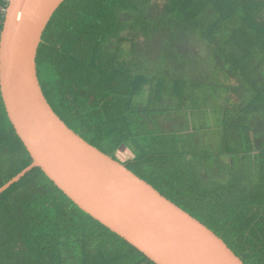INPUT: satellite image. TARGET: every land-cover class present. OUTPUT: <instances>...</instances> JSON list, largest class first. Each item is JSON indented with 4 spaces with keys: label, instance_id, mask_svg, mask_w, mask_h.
<instances>
[{
    "label": "trees",
    "instance_id": "trees-1",
    "mask_svg": "<svg viewBox=\"0 0 264 264\" xmlns=\"http://www.w3.org/2000/svg\"><path fill=\"white\" fill-rule=\"evenodd\" d=\"M8 0H0V31ZM53 112L264 264V0H64L37 48ZM0 96V187L32 162ZM0 264H154L39 168L0 194Z\"/></svg>",
    "mask_w": 264,
    "mask_h": 264
},
{
    "label": "water",
    "instance_id": "water-1",
    "mask_svg": "<svg viewBox=\"0 0 264 264\" xmlns=\"http://www.w3.org/2000/svg\"><path fill=\"white\" fill-rule=\"evenodd\" d=\"M64 0H8L0 31V96L32 162L80 210L154 264H243L221 238L121 162L69 129L47 103L36 70L42 33Z\"/></svg>",
    "mask_w": 264,
    "mask_h": 264
},
{
    "label": "rangeland",
    "instance_id": "rangeland-1",
    "mask_svg": "<svg viewBox=\"0 0 264 264\" xmlns=\"http://www.w3.org/2000/svg\"><path fill=\"white\" fill-rule=\"evenodd\" d=\"M115 157L117 160L124 162L132 157L131 153L129 150L123 148L115 153Z\"/></svg>",
    "mask_w": 264,
    "mask_h": 264
}]
</instances>
